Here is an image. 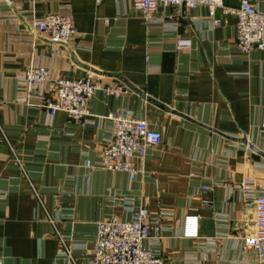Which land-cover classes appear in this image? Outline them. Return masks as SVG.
Returning a JSON list of instances; mask_svg holds the SVG:
<instances>
[{"label": "crops", "instance_id": "crops-1", "mask_svg": "<svg viewBox=\"0 0 264 264\" xmlns=\"http://www.w3.org/2000/svg\"><path fill=\"white\" fill-rule=\"evenodd\" d=\"M49 13L71 15L79 36L45 38L35 22ZM216 19L184 6L146 21L132 0H0V264H95L99 223L140 206L165 264H264L245 246L264 196V51L238 52L237 16ZM31 67L49 80L29 86ZM88 71L129 92L99 93L80 121L51 115L52 84ZM123 109L164 138L133 159L135 179L100 163L107 116Z\"/></svg>", "mask_w": 264, "mask_h": 264}, {"label": "built area", "instance_id": "built-area-1", "mask_svg": "<svg viewBox=\"0 0 264 264\" xmlns=\"http://www.w3.org/2000/svg\"><path fill=\"white\" fill-rule=\"evenodd\" d=\"M101 0H98L100 2ZM146 21L155 17L161 7H171L178 12L182 7L192 10L206 7L213 23L217 26L218 10L234 14L238 18L235 48L243 54L264 51V11L249 0H242L237 7L225 4L224 0H132ZM35 27L48 40L64 44L79 36L73 17L66 14H46L35 22ZM179 46H183L179 43ZM50 73L45 67H31L26 71L29 86H40L49 80ZM129 92L120 82L105 83L101 75L88 71L85 76L59 78L52 84V100L47 103L51 115L61 111L70 121H80L90 115V103L99 94L121 98ZM113 124L111 142L101 154V165L109 171H122L135 179L138 171L134 158L145 161L150 151L163 143V133L151 122L137 116L130 109L113 112L107 116ZM203 194L211 187L201 186ZM205 203L212 201L205 198ZM256 234L245 238V246L257 258L264 259V196L256 200ZM193 221H196L195 218ZM160 232V224L145 207L133 212V219L121 220L110 217L98 225L94 238L95 264H165L163 256L151 245L152 233ZM188 234L194 232L188 230ZM64 244V241L62 242Z\"/></svg>", "mask_w": 264, "mask_h": 264}]
</instances>
